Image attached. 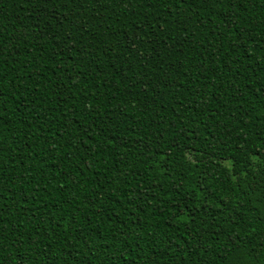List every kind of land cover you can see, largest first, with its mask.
<instances>
[{"label":"trees","instance_id":"obj_1","mask_svg":"<svg viewBox=\"0 0 264 264\" xmlns=\"http://www.w3.org/2000/svg\"><path fill=\"white\" fill-rule=\"evenodd\" d=\"M0 264H264V0H0Z\"/></svg>","mask_w":264,"mask_h":264}]
</instances>
